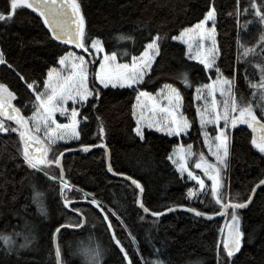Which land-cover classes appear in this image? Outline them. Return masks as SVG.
<instances>
[{
  "label": "snow or ice",
  "instance_id": "obj_1",
  "mask_svg": "<svg viewBox=\"0 0 264 264\" xmlns=\"http://www.w3.org/2000/svg\"><path fill=\"white\" fill-rule=\"evenodd\" d=\"M24 9L35 13L43 28L47 29L50 39L64 48L62 54H58L53 61V66L47 67L46 74L42 73L39 78L31 80L18 71L6 59L5 53L0 51V65L6 66L24 81L30 93L27 101L20 105L14 104L18 93L6 83L0 82V134H8L11 138V134L15 133V156L31 170L29 175L39 173L57 186L59 202L66 210V222L58 223L51 234L56 264H66L61 244L57 241L58 235H63L62 230L86 229L90 223L88 209L78 206L81 202L97 210V218L105 225L112 244L122 254L123 264H171L170 259L164 257L155 246L149 254L150 259L145 258L137 248L136 256L140 257L137 262L121 242L111 219L115 217L120 222L135 244L136 238L128 230L123 218L94 193L85 191L72 182L69 170L63 163L66 152L77 150L88 153L92 148L101 147L105 149L107 156V146L102 142L106 129L100 116H96L97 136L101 140L99 145L81 142L76 149L58 146L59 141H80L81 130L78 128L81 120L89 119L81 109L87 107L90 111H96L105 89L129 90L132 97L131 116L135 121L132 131L141 141L147 138L146 130H154L169 137L187 135L194 121H198L203 147L208 150L207 156L203 151H194L192 144H180L166 158L181 179L186 174L187 180L195 181V185H198V188H187L189 199L195 197L201 203L214 204L207 211L195 207L185 208L184 205L166 207L163 211L154 210L144 202L145 187L138 179L114 170L111 163L107 164V171L114 176H124L130 181V186H134V203L143 213L139 215L141 221L146 216L159 218L177 207L208 220H212L214 216L227 217L225 225L220 228L223 238L216 244L217 264H233L232 258L240 252L246 235L242 227L241 210L253 203L257 189L264 191V174L243 195L232 194L225 181L231 167V130L238 125H246L251 130V149L264 158V0H247L243 7L241 0H235L233 12L228 13L234 16L238 29L241 27L242 15L246 17L243 24L245 29L250 23L261 26L259 38L252 44L242 42L239 31L237 32V62L243 61L246 65L243 78L250 89L247 95L241 93L237 85L238 69L234 68L233 73L224 75L217 63L221 49L217 39L218 12L215 0H210L197 23L183 27L176 35L169 36L159 31L154 35L149 33L147 42L142 44V49H136L135 54L108 49L101 36L91 35L87 31L80 0H7L5 9L0 10V22L12 21L19 14L18 10ZM118 35L121 41L135 42V37L130 34ZM166 39L184 44L186 58L202 65L201 71L206 74V82L199 83L190 79L187 71L175 77L184 88H194L193 119H189L183 111L184 95L176 83L163 82L157 89H147L148 81L153 79V65L157 63L156 58L161 54L162 43ZM75 49L81 51L76 52ZM124 56L129 58L125 60ZM249 57L253 59L249 60ZM255 57L260 59L256 60ZM247 65L255 70L254 75L248 74ZM28 105H31L30 115L24 110ZM57 113L65 117L67 122H58ZM209 126H212L211 133ZM195 169H199L207 177L210 185L206 184ZM42 195L33 185V203L37 205L40 214L47 218ZM209 197L207 201L204 199ZM69 213L74 214V217ZM92 227L95 228V224ZM15 237H22L24 241L19 244V249L27 248L34 239L23 230L10 234L0 232V249L5 255L15 252L19 256ZM80 251L87 264H103L107 249L97 244L95 247H82Z\"/></svg>",
  "mask_w": 264,
  "mask_h": 264
},
{
  "label": "trees",
  "instance_id": "obj_2",
  "mask_svg": "<svg viewBox=\"0 0 264 264\" xmlns=\"http://www.w3.org/2000/svg\"><path fill=\"white\" fill-rule=\"evenodd\" d=\"M209 2L210 0H80L87 31L91 35L101 36L108 49L130 51L133 54L136 49H142L149 33L154 35L159 31L169 36L176 35L183 27L197 23ZM246 4L247 0H241L242 7ZM6 5L7 0H0V10H4ZM215 6L218 12L217 39L221 49L217 63L224 75L233 73L234 68L238 69L237 85L241 93L247 95L250 89L243 78L246 65L243 61L237 62V32L239 31L242 42L252 44L259 38L261 26L250 23L245 29L243 24L246 17L242 15L241 27L238 29L234 16L228 15L233 12L235 0H215ZM18 11L19 14L12 21L0 22V51L5 53L6 59L27 79H37L42 73L46 74L47 67L53 66V61L58 54H62L64 46H58V42L50 39L47 29L43 28L35 13L27 9ZM118 34H130L135 37V42L121 41ZM184 52L185 48L181 44L171 39L164 40L161 54L153 65V79L148 81L147 89H157L163 82L176 83L184 95L183 111L189 119H193L194 88H184L175 77L187 71L189 78L199 83L206 82V74L201 71L202 65L188 60ZM128 58L123 57L125 60ZM255 59L259 60L260 57ZM247 67L248 74L254 75L255 70L250 65ZM0 82L6 83L18 93L15 104L20 105L28 100L30 93L24 81L4 65H0ZM131 102L129 90L105 89L96 111H90L87 107L81 109L89 119L83 121L78 128L81 130L80 141L58 146L76 149L81 142L100 144L96 120V116H100L106 129L102 142L109 151L110 163L114 170L131 175L144 185L143 200L147 206L159 211L174 205L195 207L203 211L213 207L214 204L207 202L189 203L187 188L192 183L181 179L166 158L179 144L201 146L197 122L194 121L188 139L146 130L147 138L141 141L132 131L135 123L131 116ZM30 108L31 105H28L24 109L29 115ZM250 138L251 130L245 126H238L232 131L231 167L225 177L226 187L232 194H246L253 182L264 174V158L251 149ZM15 139V133L11 134V138L8 134L0 135V232L10 234L22 231L27 222L41 242L34 254L18 256L17 261L16 256L5 255L0 249V264H56L51 234L58 223L66 222V210L59 202L57 186L39 173L29 175L31 170L15 156ZM65 157L63 163L69 170L72 182L85 191L94 193L123 218L128 230L136 238L135 244L120 222L111 217L121 242L137 262L140 260L136 256L137 248L145 258L150 259L149 254L155 246L164 257L170 259L171 264H217L216 244L223 218L206 220L180 210L161 218L146 217L141 221L139 215L143 213L134 203V188L129 183L108 175L104 151L95 150L85 155L77 150L66 152ZM33 185L43 194L42 202L47 209V218L39 213L37 205L33 203ZM80 207L88 209L90 223L86 229L62 231L63 235L58 237L66 264H78L69 257V240L87 236L107 249L103 264H123L122 254L112 244L105 225L97 218V211L87 206ZM241 219L246 235L240 252L232 258L233 264H264V191L259 189L253 203L241 210ZM92 224L96 227L93 228Z\"/></svg>",
  "mask_w": 264,
  "mask_h": 264
},
{
  "label": "rangeland",
  "instance_id": "obj_3",
  "mask_svg": "<svg viewBox=\"0 0 264 264\" xmlns=\"http://www.w3.org/2000/svg\"><path fill=\"white\" fill-rule=\"evenodd\" d=\"M173 42H175V43H178V44H181L182 46H184V48H185V50H186V46L184 45V44H182V43H180L179 41H173ZM79 51V49H77V51L76 52H78ZM193 62H196V61H193ZM197 63V62H196ZM97 67H98V65H97ZM218 95V94H217ZM71 102H69V104H70ZM194 111H195V103H194ZM57 119H58V122H62V123H66L67 122V119L65 118V117H61L60 115H59V113H57ZM78 119H79V117H78ZM83 122V120H81V123ZM197 122V125H198V128H199V123H198V121H196ZM80 123V124H81ZM134 123H135V121H134ZM80 126V125H79ZM238 126H245V127H247L246 125H238ZM191 129V128H190ZM190 129H189V133H190ZM208 130H209V132L211 133L212 132V126H209V128H208ZM234 129H232L231 130V134H232V131H233ZM148 131H154V130H148ZM158 133V132H157ZM189 133L187 134V135H182L181 137H184L185 139H188V135H189ZM159 134H163V133H159ZM163 135H165V134H163ZM200 135V134H199ZM74 142H77V140H75V139H73V140H69V141H67V142H64V141H59L58 142V145H66V144H71V143H74ZM200 142H201V146H198V145H194V144H192V143H187V144H192L193 145V150L194 151H196V152H200V151H203L205 154H206V156H207V154H208V150H207V148H205V147H203V137L202 136H200ZM180 145V144H179ZM186 145V144H185ZM175 148V147H174ZM174 148H173V150H174ZM172 150V151H173ZM171 151V152H172ZM209 159H212L210 156L208 157ZM170 162V161H169ZM171 163V162H170ZM171 165H172V163H171ZM172 167H173V169L175 170V168H174V166L172 165ZM197 174H199L200 176H201V178L202 179H205V182H206V184H209L210 185V181H208L207 180V177H204L203 176V173L199 170V169H195L194 170ZM178 174V173H177ZM179 175V174H178ZM180 176V175H179ZM184 180L186 181V182H191L192 183V186L191 187H197L198 188V185H195V181H191V180H187L186 179V174H185V178H184ZM210 198V197H209ZM209 198H207V199H209ZM204 199H206V198H204ZM187 200L189 201V203H193V202H196V201H199L200 202V200L199 199H196L195 197H193V198H191V199H189L188 197H187ZM201 203V202H200ZM45 206V205H44ZM40 213V212H39ZM228 218L227 217H224L223 218V220H222V222H221V225H220V228L221 227H223L224 225H225V223H226V220H227ZM220 228H219V230H218V240H221L223 237H222V234H221V232H220ZM24 230V232H25V234H30V238L31 237H34V239H32L31 240V243L29 244V246L27 247V248H24V249H19V244L20 243H23L24 241H23V239H22V237H16L15 238V240H16V247L19 249V256H21V255H24V254H29V255H32V254H34L35 253V251H37V246H39L40 245V237H38L37 235H36V233L31 229L30 230V233H29V229H30V227L27 225V228H25V225H24V228H23ZM69 243H70V251H71V254H70V258H72L73 260H75V261H77L78 262V264H87V262H86V260H85V258H84V256L81 254V248L82 247H89V246H91V247H95L96 245H97V243L95 242V241H93V239L91 238V237H89V236H87V237H84L83 239H78V238H75V239H70L69 240ZM16 256V258H15V260L17 261L18 260V256H17V254L15 253V252H13L12 253V257H15ZM23 263V262H22ZM25 263V262H24Z\"/></svg>",
  "mask_w": 264,
  "mask_h": 264
},
{
  "label": "water",
  "instance_id": "obj_4",
  "mask_svg": "<svg viewBox=\"0 0 264 264\" xmlns=\"http://www.w3.org/2000/svg\"><path fill=\"white\" fill-rule=\"evenodd\" d=\"M13 103L15 104V101H13ZM99 145V144H98ZM95 150H102V151H104V153H105V149L104 148H101V147H96V148H92L88 153H84V152H82L83 154H85V155H87V154H89V153H91V152H93V151H95ZM108 163H110V155H109V151H108V154H107V156H105V164H106V171H107V164ZM107 173H108V175L111 177V178H113V179H115V180H119V181H125V182H127V183H129L130 184V181H128V180H126L125 178H124V176H119V175H117V176H114V175H112V173H109L108 171H107ZM133 188H134V186H132ZM259 189H257V191H258ZM138 191V190H137ZM255 197V196H254ZM254 199V198H253ZM78 206H87V207H91V208H93L92 206H90V205H88V204H86V203H84V202H81V204L80 205H78ZM136 207L139 209V207L136 205ZM94 209V208H93ZM96 210V209H95ZM141 210V209H140ZM180 210H185V208H180V207H177V208H175V210L174 211H171V212H166L165 214H168V213H173V212H176V211H180ZM97 211V210H96ZM142 211V210H141ZM186 211V210H185ZM188 212V211H187ZM191 213V212H190ZM69 214H71V213H69ZM164 214V215H165ZM191 214H193V213H191ZM71 215H74V214H71ZM163 215V216H164ZM194 215V214H193ZM163 216H161V217H163ZM146 217H149V218H154V217H151V216H146ZM161 217H159V218H161ZM199 218H201V219H206V218H204V217H199ZM222 218H224V217H222V216H214L213 217V219L212 220H217V219H222ZM156 219V218H155ZM206 220H208V219H206ZM81 230V229H80ZM80 230H76V229H67V230H62V231H73V232H75V231H80ZM58 237H59V235H58ZM58 237H57V241H58ZM52 246H53V252H54V244H53V241H52ZM54 257H55V255H54ZM56 263V262H55Z\"/></svg>",
  "mask_w": 264,
  "mask_h": 264
},
{
  "label": "flooded vegetation",
  "instance_id": "obj_5",
  "mask_svg": "<svg viewBox=\"0 0 264 264\" xmlns=\"http://www.w3.org/2000/svg\"><path fill=\"white\" fill-rule=\"evenodd\" d=\"M0 135H2V134H0Z\"/></svg>",
  "mask_w": 264,
  "mask_h": 264
}]
</instances>
